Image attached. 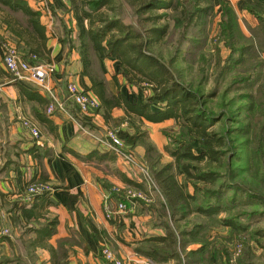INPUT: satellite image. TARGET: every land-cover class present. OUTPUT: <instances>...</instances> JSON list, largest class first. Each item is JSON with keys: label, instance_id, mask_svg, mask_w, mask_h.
<instances>
[{"label": "crops", "instance_id": "1", "mask_svg": "<svg viewBox=\"0 0 264 264\" xmlns=\"http://www.w3.org/2000/svg\"><path fill=\"white\" fill-rule=\"evenodd\" d=\"M67 1L53 5L56 18L52 19V29L39 0L20 1L23 8L39 13L42 35L32 44L33 48L38 47L36 61L54 66L47 85L65 109L52 115L46 114L49 102L46 92L12 81L4 69L3 45L9 43L25 56L29 48L15 32L32 31L27 27L28 18L23 10L0 3V229L8 230V235L0 238V264H111L101 257L104 247L123 264H148L149 259L133 250L138 241L146 238L143 233L148 230L147 217L131 204L126 212L117 211L122 197L112 192L116 188L148 189L143 165L134 158L133 164L127 162L100 145L97 138L114 129L124 143L122 152L131 157L135 152L142 157L145 148L137 141V132L130 122L135 121L146 132L148 141L164 153L166 142L158 130L174 119L152 123L140 115H127L121 108L112 109L108 120L101 112L78 111L66 91L68 83L97 98L91 91L89 78L83 74L78 44L69 46L66 25H60L66 24L67 17L63 19L57 9L69 7ZM73 22H69L72 27ZM72 33L70 37L76 40V31ZM103 61L110 62L116 71L111 78L98 76L104 80L108 92L120 93L131 103L142 105L143 99L139 100L142 96L133 95V88L130 90L121 76H116L115 82L118 61L112 58ZM161 110L151 106L153 112ZM25 120L35 125L38 138L23 127ZM38 183L47 184L49 193L33 201L26 190L30 184ZM54 219L55 232L49 236L44 226Z\"/></svg>", "mask_w": 264, "mask_h": 264}, {"label": "trees", "instance_id": "2", "mask_svg": "<svg viewBox=\"0 0 264 264\" xmlns=\"http://www.w3.org/2000/svg\"><path fill=\"white\" fill-rule=\"evenodd\" d=\"M20 1L0 0V3L10 9L24 11L28 18L27 27L32 32L16 30L15 34L23 40L25 47L29 48V52L22 56L30 59L34 57L37 60L39 58L38 47L33 48L32 44L37 41V38L41 39L42 35V29L38 24L39 13L23 8ZM68 1L77 29L82 71L89 78L91 91L99 102L97 113L101 112L102 116L108 120L112 109L121 108L127 115H140L152 123L174 119L180 127L181 133L175 141V149L171 153L173 162L162 164L160 155H157L154 146L146 138V132L141 131V126L135 121H130L137 132V141L145 148V158L149 167L147 168L149 171L151 170L157 192L163 197L161 205L164 208V217L167 219V221L158 224L164 230V235L150 236L138 241L133 249L134 253L155 264L168 262L180 264L182 260L180 252L184 254L185 258L189 256V253L185 251L187 243L185 240L195 239L200 233V227L185 231L181 230L179 226L174 229L169 226V223L172 222L176 226L179 221L193 213L212 218L221 210L233 208L237 204L236 196L242 192L237 185L228 187L227 190L200 189L194 185V193L190 194L187 190V181L194 180L207 186H213L222 176L217 172H201L198 168L194 169L193 166L202 163L222 166L228 143L231 145L237 138H243V140L249 136L253 139L256 138V142L250 146V149L253 150H250L252 157L264 154L262 151L264 146V0H249L246 3V10L258 21L257 26L252 30L253 35H251L257 42L240 33L235 13L230 8L224 16L223 36L226 46L234 51L227 59V64H232V73L243 67L241 71H237L239 72L238 77H234V91L240 94V98L246 100L247 106H249L245 112V124L249 130L242 127L234 128L230 135H223L218 131L211 130L213 126L222 121V117H228V114L221 113L217 116L209 113L207 103L200 100L201 95L181 83L168 66L147 50L155 41L164 38L167 32L165 23L162 26L156 25L166 15L159 17L155 15V12L169 10L178 13L175 0H124L132 10L133 16L140 26V31L135 30L132 24H123L118 16L116 18H101L100 16L103 14L98 15L99 12H102L101 10L110 8V4H113L111 8H115V10L119 8L116 7L117 0H114V3L113 0ZM201 1L193 0L194 7L199 6ZM96 14L98 17L94 16ZM183 14L187 17L186 13L180 12L179 16L182 15L180 19L186 18ZM145 25H151V27L145 29L143 27ZM236 38H242L245 41L238 51L233 48L237 45ZM16 50L18 51L17 47ZM91 53L101 60L112 58L118 61L117 73L113 77L115 82L116 76H121L131 88L134 86L138 88L140 93L142 90H149L150 95L143 96L142 94L143 104L131 103L120 93L110 94L104 80L91 72ZM134 71L143 72L147 81L136 77ZM152 105H156L162 110L157 113L153 112L151 111ZM242 144L247 147V141ZM177 177H182L183 181H178ZM230 191H232V196L224 202L223 197ZM112 192L116 197H119L116 192ZM48 193L49 191H44L31 198L34 201ZM167 212L168 214H166ZM236 219L229 217V219L220 221L221 224L231 229L233 236L246 231V227ZM56 224L54 219L48 221L44 226L48 230L49 236L54 234ZM254 235L257 234L253 233L252 236ZM201 253L199 250L196 251V254Z\"/></svg>", "mask_w": 264, "mask_h": 264}, {"label": "rangeland", "instance_id": "3", "mask_svg": "<svg viewBox=\"0 0 264 264\" xmlns=\"http://www.w3.org/2000/svg\"><path fill=\"white\" fill-rule=\"evenodd\" d=\"M41 1L46 4L45 14L48 13L55 20L56 11L53 5H57L55 2L61 0ZM248 2L249 0H202L199 6L194 7L193 0H175L178 13L169 10H158L155 12V15L159 17L166 15L156 25L162 26L165 23L167 32L164 38L158 39L147 49L151 55L157 57L168 66L181 83L201 95L200 100L207 103L209 113L217 116L221 113L224 115L228 114V117H222V121L219 124L213 126L212 129L210 128L223 135H230L234 128L240 129L242 127L245 130H249L245 124V112L249 109V106H247V101L240 98V94L234 91L235 85L233 83L234 77L236 78L239 75L237 71H241L243 67L232 73V64H227V59L234 51L226 46L222 32L224 16L228 8H230L235 13L240 33L244 37L257 42L251 35H253L252 30L257 26L258 21L246 10V3ZM111 7H113V4H110V8L101 10L102 12H99L98 15L103 14L100 16L101 18H116L118 16L123 24H132L135 30L140 31V26L137 24L132 10L129 9L124 0H117L116 7L119 8H116V10ZM57 10V13H61L63 19L67 17L66 24L63 22L60 25H66L67 30L66 28H63V30H66L68 39L65 38L69 46L75 47L78 41L76 38V40H73L70 37L72 32L75 33L76 31L77 34L73 11L70 6L67 8L66 6L59 7ZM196 11L200 13H196ZM180 12L186 13L187 17L183 14L186 18L180 19L182 17V15L179 16ZM98 15L94 16L98 17ZM72 20H74L73 27L69 23ZM143 27L148 29L151 25ZM244 42L242 38H236L235 43L237 45L233 47L235 51H238ZM24 59L32 65L42 64L35 59ZM91 59L93 62V74L97 77L101 75L105 79L106 77L111 78L116 72L110 62L98 60L93 53H91ZM222 68L224 69L223 72ZM134 72L136 77L147 81V78L143 76V72ZM131 91L136 96L138 94L140 96L142 94L143 96L151 94L147 89L142 90L143 93H140L135 86ZM142 98L140 97L139 100ZM92 113H97V109L86 114ZM107 131L117 134L114 129ZM158 132L166 142L163 149L164 153L160 152L151 141L149 143L154 146L158 153L157 155H160L162 164L172 163L171 153L175 149L174 143L181 133L180 127L173 121L171 124L165 123L159 128ZM230 137L233 139L232 136ZM245 141H247V147L242 144ZM255 142L256 138L253 139L249 136L246 140L237 138L231 145L228 143V150L226 149L222 166L207 163L193 166L194 169L198 168L201 172H217L222 176L218 178L213 186H207L194 180L192 182L187 181V190L190 194L194 193V185H197L196 187H200V189L208 190H216L217 188L218 190H227L228 187L237 185L242 192L236 196L237 204L233 208L221 210L212 218L193 213L189 214L184 220L179 221L176 226L172 222L169 223L170 227L176 229L179 226L181 230L185 231L194 230L197 226L200 227V233L195 239L188 238L185 240L187 242L185 251L189 253V256L185 258L184 254L180 252L182 258L180 264H264V154L259 157H252L250 146ZM123 148L124 143L120 148L122 155L126 154L122 152ZM262 151L264 152V146ZM133 153L134 155L132 156L137 163L144 166H142V172L148 184V189L144 188V190L135 191L131 188H116L114 192L121 197L128 195V190L134 193L147 194L148 199L146 200L128 198L127 205L131 204V206L139 207L140 211L147 217L148 230L146 234L143 233L144 237L162 236L165 232L158 224L167 221L166 217H164V208L161 205L163 197L160 196L154 185L151 170H148L145 154L141 157L137 153ZM177 179L178 181H183L182 177H177ZM231 196L232 191L223 197L224 202L229 200ZM229 217H234L235 219L237 217L240 223L246 227V231L233 236L231 229L220 223L222 219H229ZM253 233L257 235L252 236ZM198 250L202 253L196 254ZM173 263L178 264L176 262Z\"/></svg>", "mask_w": 264, "mask_h": 264}, {"label": "built area", "instance_id": "4", "mask_svg": "<svg viewBox=\"0 0 264 264\" xmlns=\"http://www.w3.org/2000/svg\"><path fill=\"white\" fill-rule=\"evenodd\" d=\"M40 2H41V6L45 11L46 4L42 3L41 0ZM46 15L48 18V27L51 28L52 17H50L48 13ZM3 51H4V55H3L2 63L4 69L6 70L12 81L22 83L25 85H30L32 87H35L36 89L46 92L47 95L49 96V102L46 107V114L52 115L57 110L64 111L65 108L63 103L60 102V100H58L55 93L47 85L48 77L54 72V66L52 64L45 63L40 65H32L28 63L27 60H25L17 52L16 48L10 45L9 43L3 45ZM32 59L35 58L32 57ZM66 91L80 113L86 114L88 112L96 110L99 107V103L97 99L91 97L85 91L79 90L76 87V85H74L73 83L67 84ZM22 125L25 129L28 130V132L33 138L39 137L38 130L34 124L25 120L22 121ZM97 140L100 145H103L107 149L114 151L116 154L121 155L127 162H130L132 164L134 163L133 157L127 154L122 155L120 153V148L123 146V142L119 139L116 133L107 131L104 137L97 138ZM44 191H49V186L47 184H31L28 186L26 193L28 195V198L30 199L32 196L40 194ZM127 194L128 195L122 197V199L118 202L116 207L117 211L123 213L127 211L128 198L132 200L148 199V197L142 194L141 192L134 193L128 190ZM105 211H106V217H109L110 215L109 211L107 209H105ZM7 235H8L7 229H0V238L6 237ZM101 257L107 263L123 264V261L121 259H117L116 256L113 254V252L107 247L102 248ZM148 264H154V263L148 260Z\"/></svg>", "mask_w": 264, "mask_h": 264}]
</instances>
